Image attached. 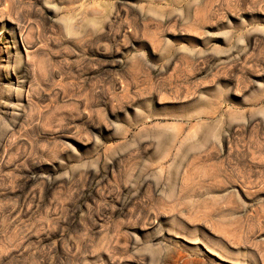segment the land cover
<instances>
[{
  "label": "rangeland",
  "instance_id": "374dc122",
  "mask_svg": "<svg viewBox=\"0 0 264 264\" xmlns=\"http://www.w3.org/2000/svg\"><path fill=\"white\" fill-rule=\"evenodd\" d=\"M0 264H264V0H0Z\"/></svg>",
  "mask_w": 264,
  "mask_h": 264
}]
</instances>
